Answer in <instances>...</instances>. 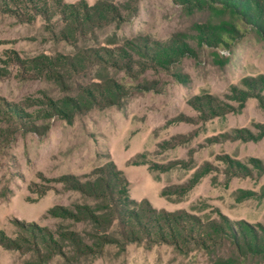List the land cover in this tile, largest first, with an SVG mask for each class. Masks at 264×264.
<instances>
[{
  "label": "rangeland",
  "instance_id": "obj_1",
  "mask_svg": "<svg viewBox=\"0 0 264 264\" xmlns=\"http://www.w3.org/2000/svg\"><path fill=\"white\" fill-rule=\"evenodd\" d=\"M98 1L120 18L85 22ZM224 18L174 0H0V264H264L214 234L129 241L76 189L112 161L159 216L264 229V104L243 84L264 76V38L203 41ZM154 44L163 66L139 53Z\"/></svg>",
  "mask_w": 264,
  "mask_h": 264
},
{
  "label": "trees",
  "instance_id": "obj_2",
  "mask_svg": "<svg viewBox=\"0 0 264 264\" xmlns=\"http://www.w3.org/2000/svg\"><path fill=\"white\" fill-rule=\"evenodd\" d=\"M180 4L186 11L208 10L212 13L226 16L216 25H206L202 28L203 41L209 44L224 43L228 39L240 37L245 30H253L259 37L264 38V0H174ZM68 16L78 20L80 13L76 11L73 5H67ZM82 6L84 21L87 23L98 21L107 15L113 18H120L118 8L112 3L98 1L95 5L85 9ZM66 15V13H65ZM244 26V29H241ZM228 44V43H226ZM147 47V53L139 52L142 56L148 54L156 66H163L170 55V47L165 44H154ZM184 45V44H183ZM184 45L183 47H185ZM184 51L183 49L180 50ZM149 52V53H148ZM98 63L104 64L102 57L95 56ZM120 59H116L119 61ZM118 66V62L114 63ZM109 65H112L110 63ZM115 66V65H114ZM243 84L255 92L261 104H264V76L246 77ZM143 88H149L143 85ZM116 87H119L118 85ZM111 89H115L112 87ZM239 91L238 100L245 98L247 90ZM108 170V171H106ZM106 174L104 175V173ZM96 174L92 180L84 183H78L76 189L92 198H100L101 208L105 213L99 215L94 210H89V218L97 222L107 218L110 224L114 220L125 227V239L131 241L136 238H143L150 242L173 240H192L198 235L199 239L206 240L214 235H219L227 240L232 247L239 251H251L254 253L264 251V229L259 233L250 228L245 223L238 226L237 229L226 223H216L212 221L208 225H203L195 216L185 213H171L161 216L154 213L147 200L135 201L127 195L125 179L112 161L105 166L99 167L93 171ZM109 176V177H107ZM132 207H131V206ZM140 208V211H139ZM98 209V210H99ZM86 211V210H84ZM151 213V214H150ZM111 242V241H108Z\"/></svg>",
  "mask_w": 264,
  "mask_h": 264
}]
</instances>
